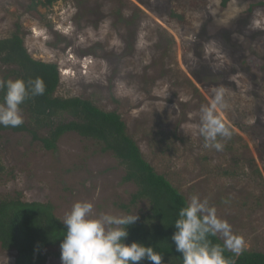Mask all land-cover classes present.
I'll return each instance as SVG.
<instances>
[{"label": "rangeland", "instance_id": "1", "mask_svg": "<svg viewBox=\"0 0 264 264\" xmlns=\"http://www.w3.org/2000/svg\"><path fill=\"white\" fill-rule=\"evenodd\" d=\"M30 3L0 0V38L19 25L28 53L58 65L57 95L118 112L158 173L187 200L208 198L245 249L264 252V0ZM11 70L0 63V78ZM219 86L229 106L220 115L233 131L222 151L204 148L198 133L200 108ZM101 147L67 132L46 149L27 131L1 129L0 199L50 202L61 219L81 200L97 214L139 218L148 200L131 204L136 184L123 180L124 165ZM56 250L45 249L46 264H61ZM15 257L0 246V264Z\"/></svg>", "mask_w": 264, "mask_h": 264}, {"label": "trees", "instance_id": "2", "mask_svg": "<svg viewBox=\"0 0 264 264\" xmlns=\"http://www.w3.org/2000/svg\"><path fill=\"white\" fill-rule=\"evenodd\" d=\"M56 1L31 0L29 8L50 7ZM170 15L178 20L181 18L177 12ZM17 26L10 36L0 38V63L12 67L2 78L28 80L40 77L46 91L22 105V110L29 116L28 122L24 121L18 127L0 126V130L27 131L46 149H56L59 138L67 132H76L99 142L103 151L111 152L124 165L123 180L136 184L131 204L141 199L150 204L149 210L128 227L129 236L125 242L139 241L155 246L163 253L162 264H182V254L176 251L172 235L176 230L173 223L187 201L184 194L144 158L118 112L104 110L87 98L56 94L60 84L58 65L33 58L24 45L20 26ZM2 95L0 92V98ZM40 130H46V135H39ZM122 207L129 210L128 205ZM60 219L50 202L26 201L20 195L0 199V246L16 251L15 264H46L49 254L45 249L48 247H56L52 254L61 257L60 244L66 226ZM210 239L213 243L222 242L218 237ZM225 255L232 257L234 264H264V252L261 251L245 249L238 257L226 251ZM138 264L151 262L144 259Z\"/></svg>", "mask_w": 264, "mask_h": 264}, {"label": "clouds", "instance_id": "3", "mask_svg": "<svg viewBox=\"0 0 264 264\" xmlns=\"http://www.w3.org/2000/svg\"><path fill=\"white\" fill-rule=\"evenodd\" d=\"M46 91L42 78H0V126L18 127L24 123L22 105ZM223 86L211 90V99L200 108L198 133L203 147L222 151L233 131L220 113L228 109ZM66 226L60 244L61 264H138L147 259L162 264L163 253L155 246L139 241L126 243L128 227L138 220V214H97L91 201L75 202L60 219ZM172 241L181 253L182 264H234L230 251L238 257L245 250L244 238L233 231L232 225L218 215L208 198L192 194L180 208L173 223ZM210 237L222 242L213 243Z\"/></svg>", "mask_w": 264, "mask_h": 264}]
</instances>
